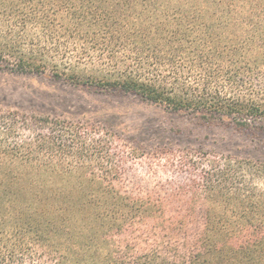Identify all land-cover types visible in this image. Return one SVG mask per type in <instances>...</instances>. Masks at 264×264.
Here are the masks:
<instances>
[{
  "label": "trees",
  "instance_id": "16d2710c",
  "mask_svg": "<svg viewBox=\"0 0 264 264\" xmlns=\"http://www.w3.org/2000/svg\"><path fill=\"white\" fill-rule=\"evenodd\" d=\"M32 28L65 61L50 63ZM71 49L81 60L122 64L124 77L81 76ZM141 60L151 71H140ZM0 71L134 95L210 126L264 134V0H0ZM116 140L97 123L0 111L5 226L28 234L54 264H87L89 247L75 252L76 242L65 243L75 235L72 222L96 221L107 236L157 217L149 200L119 191ZM192 166L200 171L192 202L203 198L202 231L185 246L178 236L194 215L159 211L158 264H264V160L223 156ZM85 188L79 201L64 195ZM112 259L91 264H127L119 253ZM0 264L23 263L0 254Z\"/></svg>",
  "mask_w": 264,
  "mask_h": 264
},
{
  "label": "rangeland",
  "instance_id": "374dc122",
  "mask_svg": "<svg viewBox=\"0 0 264 264\" xmlns=\"http://www.w3.org/2000/svg\"><path fill=\"white\" fill-rule=\"evenodd\" d=\"M29 34L38 43L47 46L50 63L65 61L52 44L44 41L39 31L32 28ZM55 40L62 39L56 36ZM71 53L76 56L69 57L73 62H81L76 69L81 76L111 80L124 77L122 64L107 66L105 62L78 59L77 50L71 49ZM122 62V58L117 59V64ZM136 66L143 73L151 71L144 60ZM0 111L97 123L115 134V149L124 160L119 191L132 198L149 200L154 204L152 211L157 213V217L144 219L132 228L111 232L107 236L101 223L81 221L76 226L72 222L70 228L75 229V235L72 240L66 239L65 243L71 247L72 242H76L75 252L83 249L84 244L85 251L89 247L93 254L87 255V264L113 262L112 255L115 253H119L120 262L127 264H158V243L162 241V231L158 226L159 211L166 217L193 214L194 220H189L184 233L178 236L185 246L193 244L203 228L205 204L202 196L198 197L196 204L192 202L196 198L194 183L200 171H194L189 165L223 156L264 160V134L238 129L227 122H215L210 126L193 116L171 114L134 95L103 93L90 87L59 83L47 76L0 71ZM65 179L73 181L71 176ZM85 189L86 192L67 191L64 195L79 201L88 194V189ZM3 214L0 203V233L6 231L4 240L0 236L2 256L12 258L16 263L54 264L45 253L48 250L43 246L36 247L28 234L22 237L15 226L6 227L4 221H8L2 219ZM4 243H7L8 250L3 247ZM80 257L83 263L84 255Z\"/></svg>",
  "mask_w": 264,
  "mask_h": 264
}]
</instances>
